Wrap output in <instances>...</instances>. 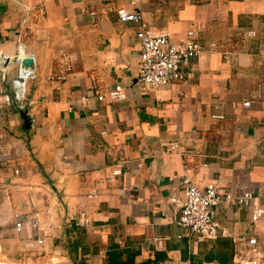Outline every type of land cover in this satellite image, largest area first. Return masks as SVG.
<instances>
[{
  "label": "crops",
  "instance_id": "crops-1",
  "mask_svg": "<svg viewBox=\"0 0 264 264\" xmlns=\"http://www.w3.org/2000/svg\"><path fill=\"white\" fill-rule=\"evenodd\" d=\"M122 10L177 41L195 33L203 52L182 67V81H139L137 26L121 21ZM230 40L242 41L230 59L211 50ZM21 49L35 54L37 78L24 105L0 114L7 141L21 149L12 166L0 167V257L105 264L115 245L121 261L136 253V264H216V240L199 243L181 227L171 197L182 199L190 178L220 183L223 194L250 190L264 205V0H0V58ZM61 60L74 71L50 81ZM16 77L13 64L3 89L10 93ZM118 85L125 101L110 96ZM24 207L27 217L43 214L40 231L26 225L16 233L14 215ZM81 217L90 226H80ZM215 219L225 237H264L249 209L224 201ZM155 237L167 238L164 249L155 250ZM75 241L84 250L74 252Z\"/></svg>",
  "mask_w": 264,
  "mask_h": 264
},
{
  "label": "built area",
  "instance_id": "built-area-1",
  "mask_svg": "<svg viewBox=\"0 0 264 264\" xmlns=\"http://www.w3.org/2000/svg\"><path fill=\"white\" fill-rule=\"evenodd\" d=\"M244 1V0H242ZM120 19L124 23H133L137 26L136 39L140 53L139 81L146 87L168 86L183 80L182 67L202 54L200 45L196 42L194 32H189L186 37L180 40L173 39L171 33L167 31H154L149 29L144 23L142 15L133 10H122L119 13ZM31 29V28H29ZM241 40H230L223 43L213 42L210 47L213 51H221L223 55L230 59L233 55L232 48L240 46ZM27 59H33L32 65H26ZM15 64L17 67V77L12 81V91L9 93L3 89L2 84L6 81V74L10 67ZM0 67L3 75L0 76V114L13 103L20 106L28 100V86L37 78L36 56L28 53L24 49L19 50L14 59L8 60L0 58ZM74 71L73 65L66 60L58 61L53 68L48 79L63 83L67 81ZM110 96L119 101H125L126 95L121 85L111 91ZM100 100L103 97H99ZM245 107L251 106V101L244 103ZM215 119H224L223 115H216ZM178 145L174 144L171 149L178 150ZM21 149L7 141V131L0 125V167H10L18 159ZM122 165L118 167L109 177L112 182L116 176L121 175ZM16 176L20 175L19 169H14ZM184 197L181 199L175 193L171 197V202L175 205L179 213L178 224L184 229L191 231L199 243L215 241L222 236L231 238L234 245V264H264V237L242 235L238 237H225L221 232V226L215 219L216 209L224 202L235 204L239 209L250 210V220L254 227H260L264 236V205L260 204L254 192L243 189L238 194H223L220 183H208L201 186L185 178L182 184ZM97 196L91 193L89 197ZM29 208L14 215L15 231L17 234L23 233L26 225L32 231H40L43 214L34 212L29 217L24 212ZM25 215V216H24ZM82 217L79 225L88 227L90 219ZM167 238L155 237V250H162L165 247ZM39 246L45 245V239H37ZM0 264H8L6 261Z\"/></svg>",
  "mask_w": 264,
  "mask_h": 264
},
{
  "label": "trees",
  "instance_id": "trees-1",
  "mask_svg": "<svg viewBox=\"0 0 264 264\" xmlns=\"http://www.w3.org/2000/svg\"><path fill=\"white\" fill-rule=\"evenodd\" d=\"M79 238V240H81V237ZM212 245L213 246L210 251L211 257H209V262H215L216 264H233L234 247L232 244V240L221 237L213 242ZM71 246L74 252H76L80 247L84 250L80 241L73 242ZM136 256L137 254L133 253L132 255H129L126 260L121 261L118 247L114 245L113 250L108 255L105 264H136ZM151 263V261H148L142 264Z\"/></svg>",
  "mask_w": 264,
  "mask_h": 264
},
{
  "label": "rangeland",
  "instance_id": "rangeland-1",
  "mask_svg": "<svg viewBox=\"0 0 264 264\" xmlns=\"http://www.w3.org/2000/svg\"><path fill=\"white\" fill-rule=\"evenodd\" d=\"M10 253L12 254V253H15L14 252V250H11L10 249ZM0 253H1V251H0ZM11 258H13L14 260H12V262L10 263V264H23L25 261H23V259H22V257L20 256V253H18V258H16V256L14 255L13 257H11ZM21 260V261H20ZM6 261V259L5 258H1L0 257V263L1 262H5ZM15 261H17V262H15ZM9 264V263H8ZM57 264H58V262H57Z\"/></svg>",
  "mask_w": 264,
  "mask_h": 264
},
{
  "label": "water",
  "instance_id": "water-1",
  "mask_svg": "<svg viewBox=\"0 0 264 264\" xmlns=\"http://www.w3.org/2000/svg\"><path fill=\"white\" fill-rule=\"evenodd\" d=\"M33 59H27L25 62H24V64H26V65H32L33 64ZM22 116L24 117V119H25V128H29V126H28V117H27V113L26 112H22Z\"/></svg>",
  "mask_w": 264,
  "mask_h": 264
}]
</instances>
